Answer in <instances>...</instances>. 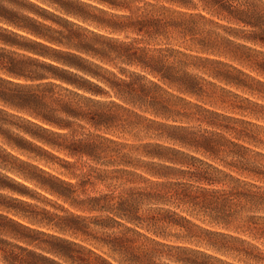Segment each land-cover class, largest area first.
Returning a JSON list of instances; mask_svg holds the SVG:
<instances>
[{"label": "clouds", "instance_id": "1", "mask_svg": "<svg viewBox=\"0 0 264 264\" xmlns=\"http://www.w3.org/2000/svg\"><path fill=\"white\" fill-rule=\"evenodd\" d=\"M0 10V264H264V0Z\"/></svg>", "mask_w": 264, "mask_h": 264}, {"label": "trees", "instance_id": "2", "mask_svg": "<svg viewBox=\"0 0 264 264\" xmlns=\"http://www.w3.org/2000/svg\"><path fill=\"white\" fill-rule=\"evenodd\" d=\"M0 14L11 15V14L4 12L3 10H0ZM12 19L15 20L16 17L14 15H12Z\"/></svg>", "mask_w": 264, "mask_h": 264}]
</instances>
